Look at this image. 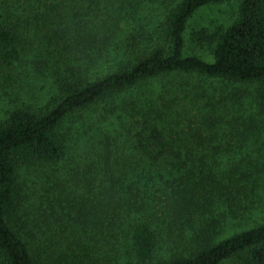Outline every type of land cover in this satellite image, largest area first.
<instances>
[{"label":"trees","instance_id":"obj_1","mask_svg":"<svg viewBox=\"0 0 264 264\" xmlns=\"http://www.w3.org/2000/svg\"><path fill=\"white\" fill-rule=\"evenodd\" d=\"M228 1L0 0V81L15 83L34 42L56 57L32 63L54 79L51 102L0 119V264H264V224L219 239L264 192V148L248 166L236 145L264 128V0L190 32L211 61L186 51L195 13ZM89 62L101 64L94 77ZM188 76L224 84L215 107L200 85L178 101L168 84L150 90ZM240 86L257 88L254 106ZM93 109L115 115L117 138L96 137L62 177L23 180V168L65 159V125Z\"/></svg>","mask_w":264,"mask_h":264},{"label":"rangeland","instance_id":"obj_2","mask_svg":"<svg viewBox=\"0 0 264 264\" xmlns=\"http://www.w3.org/2000/svg\"><path fill=\"white\" fill-rule=\"evenodd\" d=\"M238 7V0H230L223 4L207 6L197 11L188 24L186 35L187 54L201 57L206 61H211L210 54L206 52V50H201L199 47L194 45L190 41L189 34L193 29H213L217 26L228 27L236 20ZM32 45H34V47L30 54V59L28 57L27 62L20 65L17 70L13 72L15 83L12 86H8L7 84L5 85L2 81H0V119L4 117L5 113L8 112L10 108L15 107L16 103L24 102L35 108H41L49 104L56 93V85L49 70L45 71L44 68V71L40 72L32 66V63L35 60L46 59L53 63V61L56 60V57L52 56L53 61H51L46 58L45 50L42 44L39 42H34ZM86 66L87 67H85V70L89 71L90 77H94L95 70L100 69L101 64H92V62H89L86 64ZM161 84H168L169 87H173L172 96L176 97L177 101L184 99L182 98L184 97V87L186 88L200 85L206 93L211 95V98H199V102L206 106L207 110H209V108L215 107L214 105L217 98L212 97L221 94V90L224 88V84L220 82L203 81L197 76H188L164 78L162 82L150 87V90L154 91V93H157L163 86ZM240 87L248 94V97L244 98L245 101L251 106H254V97L257 94V88L249 86ZM15 99L16 102L12 105L11 102ZM244 110L247 112V120L248 117L251 116V112L248 108H244ZM97 111L98 109H93L83 112L82 114L73 117V119L71 118V120L65 125L63 134L64 136L67 134L66 157L61 163H59L58 166H44L42 168L38 166L25 167L21 171V177L23 180H27L28 183L31 184V182L37 181L40 183V179H43L44 175L62 177L64 171L66 173V162H69L68 164L84 163L85 158L88 156L90 148H92V144L96 137H110L111 139L115 140L118 136V126L115 115H103L102 112ZM229 117L235 120H240L242 123V120L236 116L229 115ZM236 139V145L238 148L245 147V150H242L244 151V154L251 155V157L245 161L248 166L249 164H255L262 161L258 156V152L264 148L262 147L264 144V128L261 125L257 135L248 136L247 138L241 139H238L237 136ZM238 148L236 147V149ZM56 170H60L57 175H55ZM262 176L259 179L261 180V185H264V170ZM263 224L264 192L260 195V199L256 204V208H254L250 213L246 214V217L240 222L229 224L219 239L227 237L230 233L244 229H250L254 226ZM179 228H181V226H179L178 229ZM238 263L239 260H229L224 264Z\"/></svg>","mask_w":264,"mask_h":264}]
</instances>
